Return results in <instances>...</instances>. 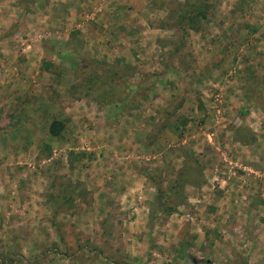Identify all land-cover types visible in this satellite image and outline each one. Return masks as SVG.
<instances>
[{
	"label": "rangeland",
	"instance_id": "rangeland-1",
	"mask_svg": "<svg viewBox=\"0 0 264 264\" xmlns=\"http://www.w3.org/2000/svg\"><path fill=\"white\" fill-rule=\"evenodd\" d=\"M183 1L0 2V264H264V0Z\"/></svg>",
	"mask_w": 264,
	"mask_h": 264
},
{
	"label": "trees",
	"instance_id": "trees-1",
	"mask_svg": "<svg viewBox=\"0 0 264 264\" xmlns=\"http://www.w3.org/2000/svg\"><path fill=\"white\" fill-rule=\"evenodd\" d=\"M212 6L213 5L210 4L209 0H184L182 3H180L179 6L180 9H178L175 13L174 18L177 25L176 29L183 28V25L185 24L187 27L195 28L199 23V21L206 17V13L208 12L209 8H211ZM179 41L175 45L176 53L180 51V46L182 45L181 42L183 43V41L180 42ZM65 45L69 46L67 43H65ZM68 49L70 53L73 54L74 56L78 54L75 53V51L71 50V48ZM245 82L247 83V85L245 84L246 86L242 87L243 88L242 95L243 97H245L246 100L250 99L254 95L256 96L259 93L264 92V75L257 77L255 75L250 74L248 76H245ZM63 128H64V123L61 120L52 119L48 125V133L52 137H58L60 136ZM46 149L49 148L46 146ZM82 154L84 153L75 152L72 150L68 151V153L66 154L68 166H73V163L75 162L77 157H80ZM175 182H177V180ZM153 185L155 188V193L153 195L154 197L153 203L154 205H156V209L163 214H169L173 212L175 209L174 204L164 199L165 197L172 195L171 193V189H173L172 184L168 183V185L165 186V189L162 188L159 181H153Z\"/></svg>",
	"mask_w": 264,
	"mask_h": 264
},
{
	"label": "crops",
	"instance_id": "crops-1",
	"mask_svg": "<svg viewBox=\"0 0 264 264\" xmlns=\"http://www.w3.org/2000/svg\"><path fill=\"white\" fill-rule=\"evenodd\" d=\"M4 1H5V0H0V2H2V3H3Z\"/></svg>",
	"mask_w": 264,
	"mask_h": 264
}]
</instances>
